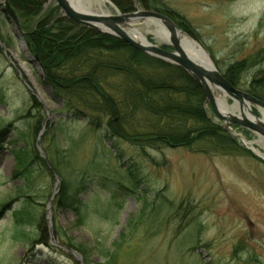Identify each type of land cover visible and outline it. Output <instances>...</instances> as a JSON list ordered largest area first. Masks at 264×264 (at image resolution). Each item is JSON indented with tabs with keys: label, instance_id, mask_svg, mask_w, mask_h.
<instances>
[{
	"label": "rangeland",
	"instance_id": "374dc122",
	"mask_svg": "<svg viewBox=\"0 0 264 264\" xmlns=\"http://www.w3.org/2000/svg\"><path fill=\"white\" fill-rule=\"evenodd\" d=\"M163 1L187 18L198 39L187 33L220 71L248 59L239 89L257 86L255 79L264 81V71H259V54L264 48V0ZM1 3L0 130L8 131L0 137V264H264V161L255 155L166 146L149 150L153 160L116 139L117 152L108 141L116 157H107L95 152L98 141L81 119L64 127L69 135L70 161L59 165L61 172L50 164L51 172H35L27 189V196L34 200L28 202L18 192L22 181L13 177V141L20 133L26 134L30 146L46 157V124H56L63 108L36 65L31 63L26 68L22 64L29 61L21 41L12 37L13 29L4 19ZM51 4L53 0L46 8ZM134 5L135 11L147 9L140 0H134ZM110 13H116L114 6H110ZM20 21L24 31L31 32L35 20ZM137 23L148 39L160 43L148 28L150 23ZM207 111L214 122L223 125L211 106ZM39 119L45 125L35 137L34 123ZM231 131L255 141L264 152V139L255 133L247 137L242 128ZM239 139L236 136L242 144ZM16 142L24 145L23 139ZM121 151L124 155L118 156ZM130 164L139 171L141 182L136 189L143 198L130 194L123 199L117 216L111 217L107 211L109 194L127 184ZM63 177L89 185L82 194L89 206L84 224H77L74 211L54 206ZM144 200L149 203L147 209ZM26 207L42 218V229H48L47 242H38L44 237L37 223L23 226L28 236H16V211ZM74 245L87 248L88 260Z\"/></svg>",
	"mask_w": 264,
	"mask_h": 264
},
{
	"label": "trees",
	"instance_id": "16d2710c",
	"mask_svg": "<svg viewBox=\"0 0 264 264\" xmlns=\"http://www.w3.org/2000/svg\"><path fill=\"white\" fill-rule=\"evenodd\" d=\"M50 1L9 0L25 22L35 20L26 39L32 52L40 58L45 71L44 83L51 88L52 95L61 101L63 108L56 124H46L49 128L44 137L46 157L30 146L26 134L20 133L17 137V140L23 139V146L17 144V140L13 141L11 151L16 162L13 177L22 181L17 186L18 192L26 196L28 202L34 200L31 195L27 196V189L35 172H51L49 164L61 172L59 165L70 161L71 147L69 138H66L69 135L64 132V127L68 123H78L81 119L98 141L95 152L106 153L107 157H116V146H119L113 143L116 139L128 142L142 155L153 160L156 159L149 150H161L166 146L222 155H253L243 144L233 139L223 125L213 121L205 106L206 96L202 88L182 67L147 55L120 38L78 24L63 15L58 6L51 4L46 8ZM111 1L123 12L135 10L134 0ZM140 1L147 9L154 8L169 15L183 30L197 38L187 18L163 0ZM259 59V71H264V48ZM248 65V59H243L221 72L239 88ZM253 81L257 86L252 85L246 92L264 100L263 79ZM44 125L42 119L34 123L35 137ZM242 130L247 137H251L250 131ZM6 131L7 128L1 129L0 137ZM108 141L112 142L111 146L115 147L116 152L111 151ZM101 147L107 151L97 149ZM123 155L121 151L118 156ZM129 173L131 178L126 180L127 184L109 194L111 203L107 211L111 212V217L117 216L123 199L130 194H136L138 199L143 198L137 193L136 188L141 179L134 164H130ZM61 180L54 206L74 211L77 224H84L89 206L82 194L89 185L86 187L82 183L81 186L82 181L65 177ZM140 193L143 194L142 191ZM145 206L146 209L149 206L146 200L144 209ZM105 214L108 216L107 212ZM16 215L17 237L28 236L24 225L37 223L41 230L40 236L44 237L38 242H47L48 229H42V218L31 214L27 207L16 211ZM74 246L88 260L87 248L83 245Z\"/></svg>",
	"mask_w": 264,
	"mask_h": 264
},
{
	"label": "water",
	"instance_id": "95a60500",
	"mask_svg": "<svg viewBox=\"0 0 264 264\" xmlns=\"http://www.w3.org/2000/svg\"><path fill=\"white\" fill-rule=\"evenodd\" d=\"M2 2L1 11L9 19L14 33L20 34L22 48L26 52L27 60L35 64L36 69L44 75V68L40 58L29 49L26 41V37L29 36L30 32H25L22 29L19 15L9 0H2ZM53 2L72 21L120 38L131 47L147 55L182 67L202 88L206 96V108L211 106L214 115L222 121L224 129L233 139H236V136L241 137L243 144L256 157L264 161V152L255 147L254 141H248L241 135L231 131L238 126L264 139V101L235 87L224 77L223 73L218 69L208 54L210 64L200 62L185 50L181 40V36L183 35H186L190 41L198 45L206 53L198 41L179 27L170 16L158 10L151 9H138L136 11L122 13L116 6H114L116 13H100L93 10L84 11L77 9L70 0H53ZM131 21H145L155 26L164 27L168 31L169 41L166 43H158L151 41L147 37H145V42L136 40L126 31ZM215 91L224 93L225 97H227L226 104L218 103ZM229 101H231V104H229ZM248 143H253V146H250Z\"/></svg>",
	"mask_w": 264,
	"mask_h": 264
},
{
	"label": "bare ground",
	"instance_id": "6f19581e",
	"mask_svg": "<svg viewBox=\"0 0 264 264\" xmlns=\"http://www.w3.org/2000/svg\"><path fill=\"white\" fill-rule=\"evenodd\" d=\"M71 3L76 7L77 9L84 10V11H96L100 13H110V6H115L114 3L111 0H70ZM137 22L139 21H131L126 28V31L128 34L132 35L136 40L145 42L146 35L139 29L137 26ZM147 23V22H146ZM150 23V22H149ZM149 25V29L151 32H153L156 36V38L159 40L160 43H166L169 41V34L167 29L164 27H160L158 25H152V23L147 24ZM182 40V46L185 50H187L189 53H191L195 58H197L200 62L210 64V60L208 59L207 53H204L202 49L194 44L190 39L183 35L181 36ZM26 68L27 64L22 63ZM215 95L218 98V103L220 104H226L227 97H225L224 93L221 91H215ZM254 143H256L254 141ZM250 146H253L252 144L248 143ZM256 147V146H255Z\"/></svg>",
	"mask_w": 264,
	"mask_h": 264
},
{
	"label": "flooded vegetation",
	"instance_id": "af4514ba",
	"mask_svg": "<svg viewBox=\"0 0 264 264\" xmlns=\"http://www.w3.org/2000/svg\"><path fill=\"white\" fill-rule=\"evenodd\" d=\"M4 19H5V21H7V23L9 24L10 22H9V19L7 18V16L6 15H4ZM10 25V24H9ZM11 29H13V26L11 25ZM12 37L13 38H15V39H18L19 41H21V39H20V34L19 33H14V31L12 32ZM5 42V41H4ZM22 49V48H21ZM23 50V49H22ZM24 56H25V59L27 60V58H26V52H25V54H24ZM22 63H26L27 65L28 64H31V63H29V62H27V61H23ZM36 69V68H35Z\"/></svg>",
	"mask_w": 264,
	"mask_h": 264
}]
</instances>
